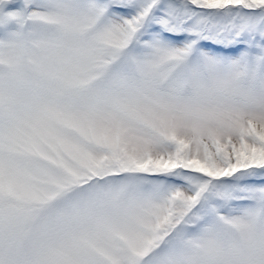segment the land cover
Instances as JSON below:
<instances>
[{
    "label": "snow or ice",
    "instance_id": "obj_1",
    "mask_svg": "<svg viewBox=\"0 0 264 264\" xmlns=\"http://www.w3.org/2000/svg\"><path fill=\"white\" fill-rule=\"evenodd\" d=\"M0 264H264V0H0Z\"/></svg>",
    "mask_w": 264,
    "mask_h": 264
}]
</instances>
